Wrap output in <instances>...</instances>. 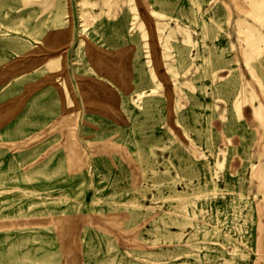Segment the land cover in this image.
I'll use <instances>...</instances> for the list:
<instances>
[{
  "label": "rangeland",
  "instance_id": "rangeland-1",
  "mask_svg": "<svg viewBox=\"0 0 264 264\" xmlns=\"http://www.w3.org/2000/svg\"><path fill=\"white\" fill-rule=\"evenodd\" d=\"M89 1L0 0V264H264V0Z\"/></svg>",
  "mask_w": 264,
  "mask_h": 264
},
{
  "label": "bare ground",
  "instance_id": "bare-ground-1",
  "mask_svg": "<svg viewBox=\"0 0 264 264\" xmlns=\"http://www.w3.org/2000/svg\"><path fill=\"white\" fill-rule=\"evenodd\" d=\"M107 3V2H106ZM93 5V1H89V0H82V7H81V17L83 18V22H86V17L88 16V14H89V7H91ZM260 8V7H259ZM264 8V7H263ZM261 11H262V14H264V9H260ZM63 30H65L64 28H61V27H59V26H55V28L53 29V31L50 33L49 32V38H52L51 40L53 41L54 39H55V42L56 41H59V40H57V39H59V35L62 33V31ZM48 37V36H47ZM54 42V41H53ZM250 43H254L253 42V40L252 39H250ZM167 55V54H166ZM52 56H54V57H52ZM57 56L58 55H51L50 57H52V58H47L48 59V63H47V66L48 67H55L56 66V64L58 63L57 61H58V59H57ZM56 59H57V61H56ZM209 59L210 58H206L205 60H207L208 62H210L209 61ZM58 65V64H57ZM113 75L115 76L116 75V72L115 71H113ZM14 102V101H13ZM15 103V102H14ZM9 104V103H8ZM1 107V106H0ZM5 107V106H4ZM10 108H11V106H10ZM1 110H3V109H1ZM7 110V109H6ZM2 113H4V112H2ZM76 150H74V152H75ZM253 167H254V169L255 170H258L259 169V172L260 171H263V173H264V161H259V163H254L253 164ZM153 172V171H152ZM165 172V174L163 175L162 174V177L159 179L160 180V182H158V183H160V184H162L163 183V181L165 180V179H168V178H166L165 176H167L168 175V170H166V171H164ZM154 174H156V173H154ZM170 179L172 178V177H169ZM156 181H158V180H156ZM192 193H186V191L185 192H183V191H181V190H178V189H175V188H173V186H172V190H171V193L170 194H168V195H163V194H160V196H164V197H167V198H169V199H174V202L176 203L175 204V206L176 207H181V208H184L185 207V205L186 204H188V202H192V200H191V195L192 194H194L195 196H197V195H201V193L202 192H204L205 191V188L204 187H201V186H197V187H194V188H192ZM262 200H264V198H262L261 199V201ZM133 204V206L135 207H139L140 205L139 204H137V202H133L132 203ZM185 210V209H184ZM42 213V212H41ZM185 213H186V210H185ZM22 216V215H21ZM40 216H41V214H40ZM49 216V215H48ZM58 219V218H57ZM24 220V219H23ZM30 220V219H29ZM34 220V219H33ZM50 221H51V219H49ZM54 220H55V218H54ZM14 221V220H13ZM22 221V220H21ZM31 221H32V219H31ZM44 221H45V219H44ZM57 221H59V220H57ZM38 222V221H37ZM41 222V221H40ZM52 222H54V221H52ZM22 223V222H21ZM30 223H32V222H30ZM42 223V222H41ZM23 224V223H22ZM21 224V225H22ZM25 224V223H24ZM23 224V225H24ZM63 229V228H62Z\"/></svg>",
  "mask_w": 264,
  "mask_h": 264
},
{
  "label": "crops",
  "instance_id": "crops-1",
  "mask_svg": "<svg viewBox=\"0 0 264 264\" xmlns=\"http://www.w3.org/2000/svg\"><path fill=\"white\" fill-rule=\"evenodd\" d=\"M257 93H259V90L257 91ZM255 103L257 104L258 103V101H255ZM246 108H249V110H250V115H251V117H252V120H253V108H252V106L251 105H245V107H244V115H245V109ZM254 121V120H253Z\"/></svg>",
  "mask_w": 264,
  "mask_h": 264
}]
</instances>
